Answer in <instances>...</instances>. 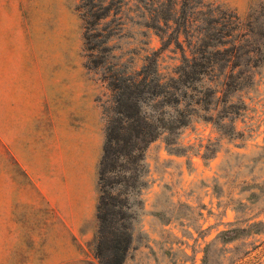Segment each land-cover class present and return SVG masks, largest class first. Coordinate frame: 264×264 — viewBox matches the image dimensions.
<instances>
[{
	"label": "rangeland",
	"instance_id": "374dc122",
	"mask_svg": "<svg viewBox=\"0 0 264 264\" xmlns=\"http://www.w3.org/2000/svg\"><path fill=\"white\" fill-rule=\"evenodd\" d=\"M78 2L0 0V67L14 71L21 66L25 74L33 59L42 77V113L57 116L54 153L66 152L67 124H85L100 137V159L102 104L111 96L106 66L118 60L133 71L147 53L158 50L160 72L167 74L181 54L172 26L156 24V15L166 11L162 0H123L109 26L107 62L92 66L91 59L101 57L84 47ZM202 2L200 12L208 10L230 23L238 18L239 31L254 37L253 53L262 56L255 65L241 66L240 73L248 74L244 84L218 86L211 120L195 116L173 136L163 132L148 144L144 186L130 198L138 201L132 205V241L123 264H264V0ZM162 39L171 44L162 48ZM205 83L213 85L209 79ZM19 87L26 85H18L17 93ZM6 88L0 81V264H100L94 252L97 217L78 233L68 230L14 146L4 140ZM225 96L234 103L229 109H239L230 112L231 119L220 116ZM42 124L50 125V119ZM43 134L54 136L48 129ZM97 180L98 168L99 195Z\"/></svg>",
	"mask_w": 264,
	"mask_h": 264
},
{
	"label": "trees",
	"instance_id": "16d2710c",
	"mask_svg": "<svg viewBox=\"0 0 264 264\" xmlns=\"http://www.w3.org/2000/svg\"><path fill=\"white\" fill-rule=\"evenodd\" d=\"M162 3L166 11L156 15V24L162 27L158 22L162 21L164 26H172L173 43L181 54L171 72H160L158 50L147 53L133 71H127L128 65L118 60L106 66L109 75H104V79L111 96L106 105L102 104L105 138L97 164L98 226L94 244L100 264H123L126 258L132 241V205L134 200L138 201L133 198L130 202V198L144 186L142 174L148 144L163 132L173 136L195 116L211 120V110L219 100L218 86L226 89L229 82L230 86L244 84L248 74L240 73L241 66L255 65L262 56L253 53L254 37L239 31L238 18L230 23L208 10L200 12L202 0H162ZM122 4L123 0L78 2L84 22V47L88 54L96 50L101 57L91 59L92 66H104L107 62L108 51L112 49L108 44L109 26ZM194 11L203 16L196 17ZM90 29L95 32L90 34ZM170 44L171 40L162 39L161 47ZM206 79L213 85H206ZM221 99L225 100L222 118L231 119L230 112L239 113L238 108L229 109L234 103H227L228 96Z\"/></svg>",
	"mask_w": 264,
	"mask_h": 264
},
{
	"label": "crops",
	"instance_id": "0c3cea01",
	"mask_svg": "<svg viewBox=\"0 0 264 264\" xmlns=\"http://www.w3.org/2000/svg\"><path fill=\"white\" fill-rule=\"evenodd\" d=\"M30 63L27 66L29 72L26 70L25 74H22L21 66L14 71H11L10 66L0 67V81L7 85L3 138L14 146L19 161L25 165L35 185L56 210L64 226L72 233H78L84 222H95L100 137L94 135V131L91 135V127L85 124H67L66 129L71 134L65 141L66 152L61 155L54 153L56 151L52 145L59 143L58 125L56 120L53 121L57 116L42 113V77L36 74L33 59ZM22 83L26 87H19L17 93V86ZM16 105L19 108L12 110V106ZM44 118L50 119V125L42 124ZM44 129L53 132L54 136H44ZM87 133L90 135L87 136ZM36 163H39L38 167H35Z\"/></svg>",
	"mask_w": 264,
	"mask_h": 264
}]
</instances>
